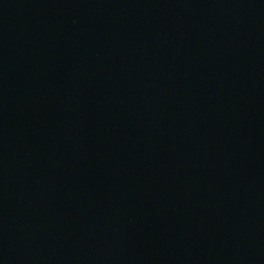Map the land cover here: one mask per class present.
I'll use <instances>...</instances> for the list:
<instances>
[{"label": "water", "instance_id": "95a60500", "mask_svg": "<svg viewBox=\"0 0 264 264\" xmlns=\"http://www.w3.org/2000/svg\"><path fill=\"white\" fill-rule=\"evenodd\" d=\"M0 264H264V0H0Z\"/></svg>", "mask_w": 264, "mask_h": 264}]
</instances>
